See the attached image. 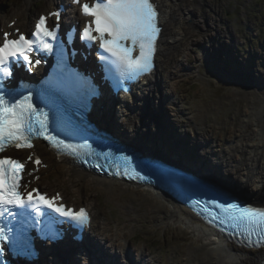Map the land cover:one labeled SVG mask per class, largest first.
<instances>
[{
	"label": "snow or ice",
	"instance_id": "snow-or-ice-1",
	"mask_svg": "<svg viewBox=\"0 0 264 264\" xmlns=\"http://www.w3.org/2000/svg\"><path fill=\"white\" fill-rule=\"evenodd\" d=\"M72 2L79 5L84 17L89 18V22L80 31L79 38L89 46L98 44V51L102 50V53L107 54H101L99 59L114 66L120 81L137 80L152 71L157 38L161 33L158 10L153 0ZM50 16L55 17V23L50 24L48 16H40L30 37L19 30L15 34L0 33V219H3L5 213L14 218L17 215L22 218L15 231L0 224V255L4 253L5 244L13 246L18 255L30 254L27 232L29 228L41 227L40 217L45 215L42 208L73 221L81 229L90 224L89 213L83 207L74 211L63 204L58 205L55 202L59 199L58 195L49 198L37 189L29 191V183H22L25 163L18 158L3 155L8 149H33L34 139L42 138L52 149L63 151L82 161L89 156L103 158L105 164H95L101 171L113 160L111 152L98 153L90 144L67 143L58 134H53L57 130L50 127V113L45 107L51 108L55 123L73 105L83 107L97 94L90 81L68 67L63 49L58 55L59 74L45 81V86L37 91L39 103L45 107H40L34 101V90L23 82L19 89L10 87L16 79L17 66L30 70L34 50L53 53V43L50 41L58 38L61 12H53ZM40 62L37 59L35 64L39 65ZM27 159L33 158L28 156ZM115 159L123 162V172L119 170L120 164L115 165L116 176H127L130 180L148 179L133 167L132 156L120 155ZM41 163L39 158L35 159L36 165ZM162 178L175 183H181L184 179L168 172L163 173ZM194 203L201 207L198 215H206L209 223L222 226L221 230H230L232 235H238L241 243L250 247L264 245V207L241 206L240 203L229 202V198L222 193L215 194L202 206L200 201ZM15 208L21 211L13 213L12 209ZM32 213L35 214L34 218ZM33 219L34 222H30ZM52 223L55 220L50 218L49 238L55 239L56 233L51 230ZM254 234L255 240L252 238Z\"/></svg>",
	"mask_w": 264,
	"mask_h": 264
},
{
	"label": "rangeland",
	"instance_id": "rangeland-1",
	"mask_svg": "<svg viewBox=\"0 0 264 264\" xmlns=\"http://www.w3.org/2000/svg\"><path fill=\"white\" fill-rule=\"evenodd\" d=\"M198 2L201 4L199 13L202 14L205 11L206 16L196 20L198 24L200 23L197 29L188 27L189 40L187 49L182 54L185 59L174 65V74L166 79L167 88L164 94L169 96H164L166 106H163L164 110L166 109L170 114L173 124L178 126V130L175 134L168 131L160 133L163 139H154V141L158 140L160 145L169 148L170 151L173 148H179L184 155L197 162L200 161L202 150H216L220 162L223 161L220 159L227 152L236 151L238 145H244L245 141L249 140L246 137L254 128V126L249 128V124H252L248 118L252 108L251 104L255 103V99L259 102L264 100V33L260 31L261 26H264V19L259 26L258 23L262 21L259 8L261 0H245L242 4L240 0H210V2L209 0H197L196 3ZM13 6L12 3L9 7ZM33 9H35L34 2L30 11L32 12ZM235 10L236 14H234ZM211 13L217 18V24H211L216 27V31H210L205 25L208 20L207 15ZM246 28H248V33L256 37L254 46L258 50L252 49L251 53L249 49H247L248 53L234 51L237 61L232 65L226 57V52L231 49L238 50V47L249 42L246 38ZM258 36L261 48H259ZM250 45H253L252 42ZM229 58L232 59V56ZM211 61H213L212 65H210ZM181 65L183 67L179 68ZM208 66L214 70H208ZM155 105L162 108L161 104ZM184 132L187 133L186 136ZM175 143L177 145H173ZM202 146H205L204 149ZM205 155L211 154L203 153V156ZM211 156L217 158V156ZM200 164L203 165V163ZM56 169L60 170L63 176L59 178L54 173H50L51 188L62 189L69 202L76 205L88 202L100 210L102 217H106L109 229L107 233L111 235L118 233L120 243L129 253L139 258L147 257L148 261H152L150 264H186L189 262L187 256L193 238L187 228L184 229L182 226L159 227L155 222L157 218L146 217L147 210H152L153 214L157 215L151 203L143 198L137 199L133 195L137 202L134 205L128 204V206H132L131 209H139L140 206V209L144 211L143 222L145 221L144 226H141L137 212H132V217L135 216L137 220L134 222L135 225L130 217L125 215L127 212L123 211L124 206L118 197H111L109 191L103 188L97 189L94 185H84V189L78 191L71 178L66 176L65 170L61 167ZM120 196L122 201H128V197L131 198L129 193H123ZM111 198L117 200L116 203L112 202ZM121 233L124 235L122 236ZM179 236L183 239H177ZM115 245L114 253L118 254L120 250L117 244ZM136 247L139 252H136Z\"/></svg>",
	"mask_w": 264,
	"mask_h": 264
},
{
	"label": "bare ground",
	"instance_id": "bare-ground-1",
	"mask_svg": "<svg viewBox=\"0 0 264 264\" xmlns=\"http://www.w3.org/2000/svg\"><path fill=\"white\" fill-rule=\"evenodd\" d=\"M159 1L163 6L164 19L166 22H163V24L165 26L167 37L163 39L162 45V49L165 50V55L158 75H156V77H154L153 80L149 82L147 89L150 90V95H156L155 104H161L162 108L156 107V105H154L151 107V109H148V106H145L148 100L146 101L144 99L140 100L141 104L139 106H141L143 109L141 112L142 117H147L148 119L151 118L153 120L149 124L152 128H155L156 124H158V126L161 128L160 133H165L168 131L169 133L175 134L178 130V126L173 124L170 114H168L166 109L164 110V102L162 101V98L160 99V95H162V93H164L165 89L167 88L164 79L170 75L167 70L172 53L170 51L174 48H178L179 50L184 47V45H180L181 38L179 32L182 31L183 34L188 37V27L197 29L198 25L200 26V23L198 24L196 20L203 19L206 15V12L202 14L199 13L201 8V4L199 2L196 3L192 10H190L180 0ZM54 5L55 0H50L49 8ZM183 12L187 13L181 16ZM88 57L90 58V56ZM90 59L92 60V58ZM183 59H185L184 56L177 55V60L175 59L174 63H180L183 61ZM182 67L183 65H181L179 68ZM254 101L255 103L251 104V112L248 114V118L252 122V124H249V128L254 126V128L251 130V134L246 137L249 140H246V144L244 145H238L236 151L227 152V156L225 155L223 158H221L220 160L223 161L220 162L218 161L219 158L216 155V150L207 151L204 149L205 146H202L204 150L201 151L200 161L197 162L184 155L183 151L179 148H173L170 151L169 148H165L164 146L160 145L158 140L154 141V139H163L162 136H150V138H143L142 135H137L136 131H143L140 126L141 115L138 114L140 111L137 108L130 109L132 111L131 116L127 118L126 123H120L117 119H115L116 117L111 116L103 117L99 115L98 118L104 122H108L110 126L116 127L118 129L117 131H120V133L123 136H126L131 142L139 144L143 150L159 153L162 156L177 162L179 165H183L185 167L190 166L196 171L203 173L210 180L218 179L221 182L227 184V186L230 188L237 190V192L252 202H255L258 205H264V100L259 102L258 99H255ZM123 109L124 108H121L122 111ZM146 132H149V129ZM135 135H137V137H135ZM173 145H177V143ZM238 151L241 152L237 153ZM203 153H209L214 157L217 156V158H213L211 155L203 156ZM200 163H203V165ZM61 165L64 166L63 169L65 170L66 176L71 178L76 190L82 191L84 189V185L87 182H92L94 186H100L103 189L109 190L112 195L111 197H118V200L124 206L123 211L125 210V212H127L125 215H128L127 217H130L133 223L137 222V220L135 219V216L132 217L133 215L131 214L132 212H137L139 224L144 226L142 218L144 211L140 209V206L139 209H131L132 206L130 207V205H134L137 202L136 199L133 198V195H135L137 199L143 198L145 201L151 203L153 210L155 213H157V215L153 214L152 210H147L146 217L149 219H152L153 217L157 218V221L155 222L159 227L171 228V226H182L184 229L187 228V230L191 232L193 242L187 256L189 262L186 264L262 263L264 250L257 251L254 249H246L237 244L228 242L225 238L219 236L204 223L197 220L185 208L179 206L169 197L159 193V191L155 189L143 188L129 183H124L120 180L106 179L95 176L73 167L70 163L63 162ZM221 168L224 170L221 171ZM122 193H129L131 198L128 197V201H122L120 196ZM111 201L116 203L117 200L111 198ZM128 204L130 205L128 206ZM99 215H101L100 212ZM104 225L106 224L99 222L94 227L95 232H102ZM97 233V236L102 237L100 233L99 235ZM97 236H94V238L91 236V238L94 239L95 243L97 244L96 248L93 250V246L89 244L92 251L90 254L91 257L86 254L82 257L83 261L87 262V264H150V262H152L148 261L147 257L144 256L139 258L138 256L134 257L129 255L127 251L124 252L122 248L123 246H121V254L118 256L106 248L107 244H104L103 246L104 240L101 242ZM179 238L183 239L181 236H179L177 239ZM51 242L56 249V243H54L52 240ZM67 253L68 252L66 251L63 254V257H65ZM73 256L74 254L70 252L69 257H71V261L69 264L74 263ZM51 259H44L43 261L45 264H52L50 262ZM62 264H66L65 260L62 261Z\"/></svg>",
	"mask_w": 264,
	"mask_h": 264
},
{
	"label": "water",
	"instance_id": "water-1",
	"mask_svg": "<svg viewBox=\"0 0 264 264\" xmlns=\"http://www.w3.org/2000/svg\"><path fill=\"white\" fill-rule=\"evenodd\" d=\"M188 170H190V171H192L193 172V169H188ZM219 236H222V237H224V238H226L225 236H223L222 234H219V233H217ZM226 239H228V238H226ZM229 240V239H228Z\"/></svg>",
	"mask_w": 264,
	"mask_h": 264
}]
</instances>
